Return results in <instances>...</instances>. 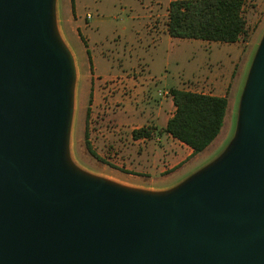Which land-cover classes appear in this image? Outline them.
Segmentation results:
<instances>
[{"label":"water","instance_id":"1","mask_svg":"<svg viewBox=\"0 0 264 264\" xmlns=\"http://www.w3.org/2000/svg\"><path fill=\"white\" fill-rule=\"evenodd\" d=\"M54 0H0V264H264V32L225 151L165 190L68 158L75 64Z\"/></svg>","mask_w":264,"mask_h":264},{"label":"rangeland","instance_id":"2","mask_svg":"<svg viewBox=\"0 0 264 264\" xmlns=\"http://www.w3.org/2000/svg\"><path fill=\"white\" fill-rule=\"evenodd\" d=\"M171 1L174 0H76L79 14L92 16L88 22L89 28L86 31L82 28L80 42L66 22L72 12L71 0H54L56 27L75 64L68 158L77 169L120 183L106 157H100L92 150L97 159L87 152L84 130L91 94L90 83L95 81L108 91L119 88L125 92L126 89L120 88L122 83L117 80L125 76L135 79V87L139 89L136 94L130 92L131 105L145 111L148 109L147 102L152 105L158 100L159 90L182 89L185 85L193 90L192 82H188L193 77L224 76L228 79L234 67L235 76L230 78L231 84L226 93L227 116L220 136L206 150L197 154L194 162L184 161V167L178 168L182 169L180 174L188 175L198 170L226 150L235 130L236 111L246 73L264 32V20H261L264 19V8L259 5V1L264 0H245L243 16L246 34L236 46L237 51H242L238 62L233 44L169 37L165 29ZM91 72L94 77H90ZM96 130L94 115L90 114L89 143L95 134L105 141V136L110 132L103 126ZM99 153L105 155L104 152ZM151 158L149 154L144 161ZM122 178L128 179L125 176ZM155 180L157 186L167 184L159 176Z\"/></svg>","mask_w":264,"mask_h":264},{"label":"crops","instance_id":"3","mask_svg":"<svg viewBox=\"0 0 264 264\" xmlns=\"http://www.w3.org/2000/svg\"><path fill=\"white\" fill-rule=\"evenodd\" d=\"M74 1V13L71 12V16L66 22L69 24L70 30L73 31L81 42L82 28L85 31L89 28L88 22L92 19V16L88 13L81 16L77 9L76 0ZM259 5H262V8H264V1H259ZM258 19H260V16ZM241 40L233 44L235 48L234 52L238 55L236 56L237 62L242 55V51H237L236 46ZM92 74L93 72H91L90 77H94ZM234 76L235 71L233 67L228 79H225L224 76L193 77L192 80H188V82H192V88H195L193 90L186 88V85L182 89L169 88L164 92L159 90L157 92L158 100L152 105L147 102L148 109L145 111L137 110L130 102V92L131 94L132 92L133 94L139 92V89L135 87L137 85L135 79L133 80L131 77L126 76L118 77L117 80L122 83L120 88L126 89L125 92L119 88L108 91L103 86L97 85L95 81H92L90 83L91 103L87 108H89L90 114L94 115L96 132L102 126L110 131L105 136V141L99 139L95 134L90 142L92 150L98 156L106 157L113 171L117 173L115 177L122 184L153 191L165 190L176 185L189 175L184 174L182 176L180 174L182 169L179 170L178 168L184 167L186 163L184 161L186 160L194 162L197 154L193 155V151L189 147L178 142L163 131L175 112V107L169 96V90L178 89L227 98V89L231 84L230 78ZM143 89L142 85L141 90L143 91ZM227 111L226 109L225 118ZM139 129H145L149 132L146 135L134 137L133 131ZM99 152H104L105 155ZM149 154L152 156L150 161H144V158L149 157ZM123 176L128 179H123ZM157 176L162 178L164 183L167 184L162 183V186H157L155 184ZM175 179L178 180L175 181Z\"/></svg>","mask_w":264,"mask_h":264},{"label":"trees","instance_id":"4","mask_svg":"<svg viewBox=\"0 0 264 264\" xmlns=\"http://www.w3.org/2000/svg\"><path fill=\"white\" fill-rule=\"evenodd\" d=\"M244 6L245 0L171 1L167 9V34L175 39L234 44L246 34ZM71 10L74 13L73 0H71ZM169 96L175 112L163 131L189 147L193 155L203 152L219 136L223 128L227 98L178 89H170ZM90 103L91 94L88 104ZM89 115L90 110L87 108L84 130L85 148L91 156L98 159L88 141ZM148 132L145 129H139L132 134L134 137H140Z\"/></svg>","mask_w":264,"mask_h":264}]
</instances>
